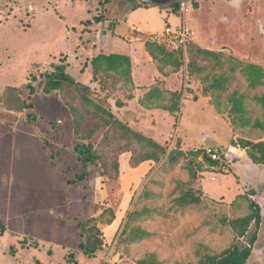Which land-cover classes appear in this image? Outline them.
<instances>
[{
	"label": "rangeland",
	"instance_id": "1",
	"mask_svg": "<svg viewBox=\"0 0 264 264\" xmlns=\"http://www.w3.org/2000/svg\"><path fill=\"white\" fill-rule=\"evenodd\" d=\"M186 1L185 52L94 68L103 22L134 0H0V264H207L247 244L231 222L249 197L262 211L246 264H264V164L248 158L262 151L244 148L264 144V0ZM57 65L75 83L45 95ZM77 144L98 156L83 181ZM81 226L102 241L92 258Z\"/></svg>",
	"mask_w": 264,
	"mask_h": 264
},
{
	"label": "trees",
	"instance_id": "2",
	"mask_svg": "<svg viewBox=\"0 0 264 264\" xmlns=\"http://www.w3.org/2000/svg\"><path fill=\"white\" fill-rule=\"evenodd\" d=\"M173 11L177 10V2H174L171 5ZM145 50L148 52L150 57L153 60H157L158 56L163 57H171L166 50L159 46L158 44L150 41H145ZM111 59H124L121 56H96L91 59V64L95 68L100 61L102 60H111ZM115 66L118 64L113 63ZM45 83L42 87V92L45 95H50L53 92H57L61 90L64 86L73 85L74 79L66 72L65 67L63 65H57L54 67V70L50 73L44 74ZM30 89V93H32V86H27ZM127 133L131 134L133 138H135L138 142L145 143V145L158 149L159 146L152 142L149 139H146L142 136L134 134L130 130H126ZM250 146L251 148H259L258 150L262 151V157L258 158L253 153L248 152V158L253 164L260 165L264 164V144L252 145V144H245L244 148ZM74 153L77 162L82 166L81 174L78 176V181H83L87 178L89 170H93V168L98 163V156L95 153L93 147L90 144H77L74 146ZM148 159H153V156H148ZM207 161H210L209 159ZM212 165L215 162H211ZM251 195H254L251 192ZM249 208L252 212V215L248 218L242 220H236L231 222V226L236 230L237 235L239 238L247 239V244L240 247L234 246L227 252L223 253L219 257L215 259H211L207 264H246V261L249 259L252 248L257 240V232L260 228L261 224V211L262 208L259 203L252 199L251 197L248 198ZM251 222L254 223V230L249 233L248 229L250 227ZM83 228L82 226L80 227ZM94 229V228H93ZM91 230L82 229L81 232V242L79 243V248L81 249L82 253L88 257H94L95 253L102 249V241L98 239L96 236H91ZM98 233V230H95ZM4 232V226L0 223V235Z\"/></svg>",
	"mask_w": 264,
	"mask_h": 264
},
{
	"label": "crops",
	"instance_id": "3",
	"mask_svg": "<svg viewBox=\"0 0 264 264\" xmlns=\"http://www.w3.org/2000/svg\"><path fill=\"white\" fill-rule=\"evenodd\" d=\"M134 1L137 4V6L133 7L132 9L126 12H120L114 21H112L110 17L109 20H105L103 22L105 26V32L100 29L97 33V42L95 41L94 43L98 45L97 50L101 51L100 53L103 56L108 57L109 55H112V56H121L124 58L130 57L131 59L132 56L136 55L133 49L135 47H139L141 50L145 51L144 53L147 55V57L152 59L148 54V52L145 50L144 36H150L151 38V35L163 31V29L166 26L175 28L176 26L179 25L180 20L177 16V13L176 11H173V9L171 8V5L174 2H177V0H172L165 5H155V4L142 5L139 3L138 0H134ZM161 9L165 10L163 19L166 21V23L164 25L161 23V21L160 24L158 25L155 19L147 20L145 18V16L148 13L152 11L157 12L160 11ZM193 10L192 7H190L189 15ZM187 16L185 18L186 21H187ZM169 22L173 23L174 25H171ZM194 22L195 21H193V23ZM187 24L192 28L190 22L189 23L187 22ZM197 27H198V23H196L195 27L193 28H197ZM106 28L110 30H106ZM192 43L193 41L190 43V45ZM146 169H147L146 166L143 165L135 169L134 171L135 173L136 172L144 173Z\"/></svg>",
	"mask_w": 264,
	"mask_h": 264
},
{
	"label": "built area",
	"instance_id": "4",
	"mask_svg": "<svg viewBox=\"0 0 264 264\" xmlns=\"http://www.w3.org/2000/svg\"><path fill=\"white\" fill-rule=\"evenodd\" d=\"M190 12V6L186 0H177V16L179 18V25L175 28L166 26L163 31L157 34L151 35V41L158 44L164 45L166 43L172 44L175 49H180L183 52L186 51L190 43L193 41L194 32L192 28L187 24L186 16ZM186 90L184 91V93ZM204 155L215 163H221L220 151L215 148L204 149Z\"/></svg>",
	"mask_w": 264,
	"mask_h": 264
},
{
	"label": "water",
	"instance_id": "5",
	"mask_svg": "<svg viewBox=\"0 0 264 264\" xmlns=\"http://www.w3.org/2000/svg\"><path fill=\"white\" fill-rule=\"evenodd\" d=\"M138 1L142 5H149V4L165 5L172 0H138Z\"/></svg>",
	"mask_w": 264,
	"mask_h": 264
}]
</instances>
